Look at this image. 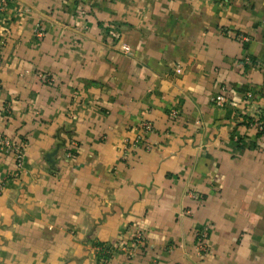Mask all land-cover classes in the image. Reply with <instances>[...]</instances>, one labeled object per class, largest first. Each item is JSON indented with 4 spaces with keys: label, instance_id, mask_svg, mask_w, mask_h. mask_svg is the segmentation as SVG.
<instances>
[{
    "label": "crops",
    "instance_id": "0c3cea01",
    "mask_svg": "<svg viewBox=\"0 0 264 264\" xmlns=\"http://www.w3.org/2000/svg\"><path fill=\"white\" fill-rule=\"evenodd\" d=\"M258 112L264 0H6L0 264H264Z\"/></svg>",
    "mask_w": 264,
    "mask_h": 264
},
{
    "label": "built area",
    "instance_id": "2783aa9c",
    "mask_svg": "<svg viewBox=\"0 0 264 264\" xmlns=\"http://www.w3.org/2000/svg\"><path fill=\"white\" fill-rule=\"evenodd\" d=\"M216 2H219L221 4L229 3L231 0H215ZM6 6V0H0V11L3 10ZM37 35H42V31L40 29L36 30ZM120 50L125 55L131 54V49L129 46L125 44H121ZM176 71H179L176 69ZM42 78H44L48 84L54 83V78L49 77L47 75H43ZM213 103L215 106L223 107L226 104V100L222 95H216L213 99ZM177 111L176 110H170L169 111V117L174 119L177 117ZM248 125L255 128L258 133L264 135V113H256L255 115L250 117V120L247 121ZM141 129L143 134H149L152 132L153 128L152 125L148 122H144L141 125ZM129 147L137 146L139 143L138 141H134L133 143H127ZM25 151V145L21 142H17L12 140L8 137H1L0 136V152L4 153H11L14 156V162L17 172L22 168L23 164V156ZM70 156V154H67ZM210 228L209 226H202L198 228L195 231V248L197 254L204 255L208 252V236H209ZM143 243V235L140 232H135L133 234V238L130 242H121L120 244L112 247L111 251L108 252V254L112 255L116 251H124V252H130V250L134 247L141 246ZM98 249V256H97V264H104L105 259L99 255L102 253L100 252V248Z\"/></svg>",
    "mask_w": 264,
    "mask_h": 264
},
{
    "label": "trees",
    "instance_id": "16d2710c",
    "mask_svg": "<svg viewBox=\"0 0 264 264\" xmlns=\"http://www.w3.org/2000/svg\"><path fill=\"white\" fill-rule=\"evenodd\" d=\"M249 120H250V118H248L247 121H249ZM96 247L100 248V252L102 253L101 255H99V257L102 256L106 260L110 256V254H108V252L111 251V249H112L111 246H107V245H104L102 243H97Z\"/></svg>",
    "mask_w": 264,
    "mask_h": 264
}]
</instances>
